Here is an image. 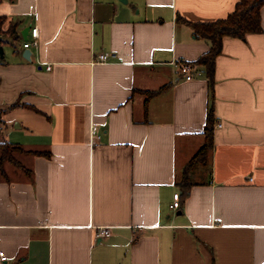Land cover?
<instances>
[{
    "label": "crops",
    "instance_id": "obj_1",
    "mask_svg": "<svg viewBox=\"0 0 264 264\" xmlns=\"http://www.w3.org/2000/svg\"><path fill=\"white\" fill-rule=\"evenodd\" d=\"M126 1L0 2L18 35L0 36V122L15 121L0 143L27 152L0 167L3 264H264V7L261 33L222 40L211 102L203 70L175 65L209 44L176 19L215 22L238 0Z\"/></svg>",
    "mask_w": 264,
    "mask_h": 264
},
{
    "label": "trees",
    "instance_id": "obj_2",
    "mask_svg": "<svg viewBox=\"0 0 264 264\" xmlns=\"http://www.w3.org/2000/svg\"><path fill=\"white\" fill-rule=\"evenodd\" d=\"M262 7H264V0H238L235 9L231 14H229L226 18L217 20L215 22L190 23L180 17L176 19L178 24L189 27L196 39L205 40L209 44V50L206 53L201 55L197 60L187 64L193 67L196 72H198L197 68H201L203 70L207 82L209 99L211 102L214 100L213 88L215 60L221 53L222 40L224 38L243 40L248 34L261 33L262 29L260 10ZM5 21V17H0V36L3 37L8 35V38H10L12 41H17L18 35L16 32V25H10L7 31L4 32L3 26ZM3 43H6V41L3 42V40L0 39V45ZM156 93L158 92L146 94L147 96H153ZM214 123L215 118L213 115V107H210L203 131L205 138L204 144L185 167L182 180L179 183V186L185 195L187 194L190 187L193 186L189 175L193 172L195 166L198 164L206 165L208 162V155L211 152L213 145L212 129ZM20 153L23 154L27 152L23 151L19 145L0 143V167L4 162L17 165L14 154ZM33 154L37 155L38 153ZM178 209H181L179 204Z\"/></svg>",
    "mask_w": 264,
    "mask_h": 264
},
{
    "label": "built area",
    "instance_id": "obj_3",
    "mask_svg": "<svg viewBox=\"0 0 264 264\" xmlns=\"http://www.w3.org/2000/svg\"><path fill=\"white\" fill-rule=\"evenodd\" d=\"M30 35H31V39H33L34 42L31 43V42L26 41L23 44L24 49H28L29 46L32 44H34V45L37 44L36 43L37 29L36 28L32 29ZM108 57H109L108 54H100L97 57V60L100 63H104L108 60ZM175 65L178 67L179 73L184 78L185 81L192 80L194 75L197 73L196 70L193 67H191L190 65H188L186 62H180L179 61ZM47 70H49V69H47ZM218 127H221V126L219 125ZM90 133H91L93 140L99 141L100 137L98 135V131H97L96 127H92ZM173 200H174V202H173L172 206H170V208L173 210H176L178 208V200H179L178 195H174ZM109 235H110V230L108 228L97 229L95 232V239L102 241L103 239L109 237ZM6 259L7 258L5 257V255L2 252H0V264L5 263Z\"/></svg>",
    "mask_w": 264,
    "mask_h": 264
},
{
    "label": "rangeland",
    "instance_id": "obj_4",
    "mask_svg": "<svg viewBox=\"0 0 264 264\" xmlns=\"http://www.w3.org/2000/svg\"><path fill=\"white\" fill-rule=\"evenodd\" d=\"M8 29V28H7ZM7 30H5V32H6ZM8 38V35H5V36H3V38ZM12 116H14V114H13V110H10V109H7L6 111H5V114H4V112H3V118H2V123L3 124H5V126H7L8 125V128L10 127V130H12L13 128H12V125L15 123V121L13 120L12 122H10V124H8V121L9 120H11L13 117ZM0 122V128L2 127V126H4L2 123ZM12 124V125H11ZM7 128V129H8ZM7 129H4L2 132H0V138L3 136V137H5L6 135H7V132L9 131V130H7Z\"/></svg>",
    "mask_w": 264,
    "mask_h": 264
},
{
    "label": "water",
    "instance_id": "obj_5",
    "mask_svg": "<svg viewBox=\"0 0 264 264\" xmlns=\"http://www.w3.org/2000/svg\"><path fill=\"white\" fill-rule=\"evenodd\" d=\"M120 3L122 4H126V0H118ZM30 30V27H26L25 29H23L20 33L21 37L23 40H27V34ZM3 54V51L0 47V56H2ZM23 59H25L26 61H30V51L29 50H25L23 55H22ZM180 214V213H179Z\"/></svg>",
    "mask_w": 264,
    "mask_h": 264
}]
</instances>
